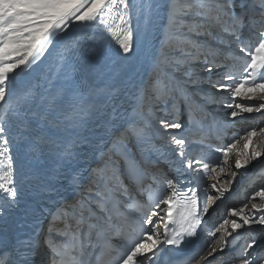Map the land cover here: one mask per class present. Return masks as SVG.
Segmentation results:
<instances>
[{
    "label": "snow or ice",
    "instance_id": "6c2138e0",
    "mask_svg": "<svg viewBox=\"0 0 264 264\" xmlns=\"http://www.w3.org/2000/svg\"><path fill=\"white\" fill-rule=\"evenodd\" d=\"M253 114L264 0H0V264H264Z\"/></svg>",
    "mask_w": 264,
    "mask_h": 264
},
{
    "label": "rangeland",
    "instance_id": "374dc122",
    "mask_svg": "<svg viewBox=\"0 0 264 264\" xmlns=\"http://www.w3.org/2000/svg\"><path fill=\"white\" fill-rule=\"evenodd\" d=\"M248 103H256L255 101H249ZM217 111H226V110H217ZM223 118V115L221 116ZM253 127L259 128L264 127V116H261L259 114H253V118L249 119L247 121L240 120L239 123L235 126L233 130H239L241 133H243L245 130L251 129ZM257 142L264 141V137L256 138ZM234 155V154H233ZM235 157V155H234ZM235 159V158H234ZM256 163V162H254ZM244 171L243 169L241 170ZM236 181L240 182V185L236 187V185H233L235 191L231 196H229L225 201L222 203L220 201H217L220 206H222L224 203L227 202V206L223 207L222 210L219 212L220 215L216 218H213L212 221H210L208 218L206 220L208 223L214 224L219 222L225 215H226V209L227 207H233V206H240L242 203L247 201V197L255 192L258 188H260L262 185H264V176H256V174L253 171V166L249 165L248 168V175L247 178L237 175ZM219 208V207H218ZM216 208V209H218ZM225 208V209H224ZM224 209V210H223Z\"/></svg>",
    "mask_w": 264,
    "mask_h": 264
},
{
    "label": "bare ground",
    "instance_id": "6f19581e",
    "mask_svg": "<svg viewBox=\"0 0 264 264\" xmlns=\"http://www.w3.org/2000/svg\"><path fill=\"white\" fill-rule=\"evenodd\" d=\"M53 56H55V53L53 54ZM234 155H233V161L232 162H234ZM240 182L241 181H239V182H237L235 185H236V187L237 186H239L240 185ZM227 206V202L226 203H224L222 206H220L218 209H216L215 211H212V212H210V214H209V216L208 217H206V218H208L210 221H212V219L213 218H216L217 216H219L220 215V211L222 210V208L223 207H226ZM225 209V208H224ZM223 209V210H224Z\"/></svg>",
    "mask_w": 264,
    "mask_h": 264
}]
</instances>
